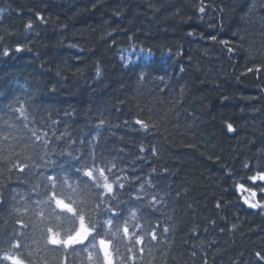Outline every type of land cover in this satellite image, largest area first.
I'll list each match as a JSON object with an SVG mask.
<instances>
[{"label":"trees","instance_id":"16d2710c","mask_svg":"<svg viewBox=\"0 0 264 264\" xmlns=\"http://www.w3.org/2000/svg\"><path fill=\"white\" fill-rule=\"evenodd\" d=\"M132 48L148 57L124 60ZM93 159L115 162L111 206L143 234L121 227L113 264H264V208L236 187L264 171V0H0V249L22 221L32 264H94L40 240L37 204L49 175L91 183L76 170ZM95 191L93 221L111 215L91 211Z\"/></svg>","mask_w":264,"mask_h":264},{"label":"snow or ice","instance_id":"6c2138e0","mask_svg":"<svg viewBox=\"0 0 264 264\" xmlns=\"http://www.w3.org/2000/svg\"><path fill=\"white\" fill-rule=\"evenodd\" d=\"M201 13L205 11L203 3L198 9ZM37 19L43 22V17L37 16ZM25 28L31 30L33 24L29 21ZM214 40L215 37H212ZM223 43H228L224 41ZM21 47L17 46L16 51H21ZM228 51L231 52L233 49L228 48ZM4 56H8L9 49L5 48L2 53ZM259 72L261 71L260 67L248 68L247 72ZM17 111L23 116L25 113L24 105L21 104ZM137 124H141L142 127L147 128L148 125L144 122L137 120ZM228 132H232L233 126L231 123L227 125ZM7 139V137H5ZM39 140V137H37ZM141 151H144V148H141ZM155 154V150H153ZM11 164V161L9 160ZM28 167V164L24 161H17L15 164H12V167L9 168V171L12 168H15L18 172L23 173L25 168ZM245 167H249L247 164ZM116 168L115 162L108 166L107 164H97L96 160L93 159L91 166L87 163L81 165L80 168H77V173H81L84 177L88 178V183L86 181L77 179L75 184L70 183V177L65 176L62 183L59 182V177L57 175L47 176V180L50 181V185H44L47 196L44 200L37 201L38 206L43 205L44 209H47L48 216H44L43 210L39 213L43 218L40 231V240L46 241V245H53L56 248L68 249L71 246L81 245L82 251L88 252V259L93 261L94 257L98 255L97 245L99 246V252L103 254V264H113L112 253L116 251L118 254V249L113 248L110 251V245L113 241L120 239L121 227L123 231V238L131 241L135 240V244H143V234H137L135 232H130V227L128 220L124 221V224L121 226L118 223L119 219V209L111 206V201L116 200V187L120 189L125 188V184L121 182L119 176L113 180L111 177L115 175L114 169ZM249 180L256 185L255 188L245 187L244 185L237 183L236 187L238 191L247 192L249 196L244 197V203L247 204L250 208H264V195H261L259 201H257V192L264 193V171H258L255 175L248 177ZM259 181L260 183H257ZM143 186H141L142 190ZM93 189H95V197L97 198L96 208L91 211L111 213L110 216H101L99 219L93 221L91 216H89L88 205L92 202ZM135 199L143 200V197H134ZM155 200V197H153ZM53 205L55 206L53 208ZM101 205H104V208H101ZM151 206V205H149ZM219 207V205H217ZM59 209V212L56 210ZM140 211L139 208L133 209L130 212L129 219H136L137 213ZM62 213L70 214L68 216L62 215ZM49 218L54 219L57 223L51 225L45 221ZM69 220L72 224V227L69 228L63 235H61L60 223L63 220ZM114 219L117 221L114 228ZM20 224L21 231L14 229L13 237L4 240L3 243L7 245V249H0V264H4L5 261L9 264H32V261L25 259L24 249L28 247L27 243H22L21 237L26 241L29 237V233L22 231L27 227L22 221H18ZM103 229V231H101ZM167 231V229H165ZM152 239H156L155 230L151 233ZM131 251V248L129 249ZM142 251V249H141ZM257 258L264 260V255L260 252L256 253Z\"/></svg>","mask_w":264,"mask_h":264},{"label":"rangeland","instance_id":"374dc122","mask_svg":"<svg viewBox=\"0 0 264 264\" xmlns=\"http://www.w3.org/2000/svg\"><path fill=\"white\" fill-rule=\"evenodd\" d=\"M122 57L126 61H138L140 59L147 58L148 55L145 52L139 51L137 49H129L123 52Z\"/></svg>","mask_w":264,"mask_h":264}]
</instances>
